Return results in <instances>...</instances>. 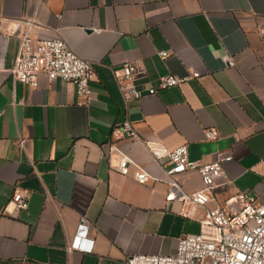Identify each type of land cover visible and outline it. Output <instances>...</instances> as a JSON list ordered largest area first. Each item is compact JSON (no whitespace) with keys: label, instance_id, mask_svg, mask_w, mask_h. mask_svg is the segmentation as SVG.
<instances>
[{"label":"crops","instance_id":"1","mask_svg":"<svg viewBox=\"0 0 264 264\" xmlns=\"http://www.w3.org/2000/svg\"><path fill=\"white\" fill-rule=\"evenodd\" d=\"M27 30L63 35L91 61L89 104L63 79H12ZM126 61L141 88L167 73L200 76L126 101L115 75ZM127 118L140 139L118 138L114 127ZM206 127L219 137L208 139ZM144 140L187 143L202 162L231 153L223 167L233 185L217 197L241 190L264 202V0H0V264H127L134 253H174L183 233L200 232L213 202L183 216L166 182L140 183L134 166L123 174L110 165L106 151L118 145L163 178L169 163H157ZM179 180L188 193L203 186L197 171ZM16 185L30 193L19 211ZM75 234L93 249L68 251Z\"/></svg>","mask_w":264,"mask_h":264},{"label":"built area","instance_id":"2","mask_svg":"<svg viewBox=\"0 0 264 264\" xmlns=\"http://www.w3.org/2000/svg\"><path fill=\"white\" fill-rule=\"evenodd\" d=\"M168 55V51H160ZM228 66L234 65L231 55H225ZM14 81H21L34 87L40 85L44 75L48 81L63 79L75 84L80 103L89 104L93 99L90 81L93 76L91 61L78 54L66 41L63 35L37 38L27 30L21 41L14 66L10 70ZM138 67L132 61H126L115 69L119 88L125 98H141L145 94H154L160 89L176 86L191 78L200 76L198 70L186 75L167 73L161 75L157 84L146 88L139 87ZM118 138L140 139V135L130 121L125 119L114 127ZM205 136L217 139L219 133L215 127H206ZM26 138L20 137L19 144L25 145ZM151 155L160 165L168 162L164 177L160 178L140 165L128 152L118 145H110L106 156L112 167L120 173L127 174L131 166L135 167L134 179L140 183L149 180H162L167 183L166 200H180V213L191 216V207L207 208L200 219L201 231L183 233L178 240L174 253H134L126 258L127 264H264V202L247 191L236 190L223 199L216 195L219 187H230L233 179L226 173L223 164L232 159V154L218 151L216 159L209 162L193 160L189 157L187 143L168 148L158 141L144 140ZM116 163H112V157ZM188 171H197L203 186L195 191L186 192L180 183L179 175ZM29 190L15 186L10 202L15 211L28 206ZM81 222H87L84 216ZM87 240L80 234L73 235L67 249L92 250L93 239Z\"/></svg>","mask_w":264,"mask_h":264}]
</instances>
